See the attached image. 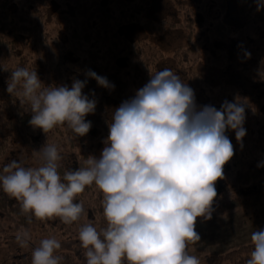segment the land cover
<instances>
[{
    "label": "trees",
    "instance_id": "16d2710c",
    "mask_svg": "<svg viewBox=\"0 0 264 264\" xmlns=\"http://www.w3.org/2000/svg\"><path fill=\"white\" fill-rule=\"evenodd\" d=\"M155 1L0 0V170L18 141L36 167L41 163L38 150L44 144L70 154L74 159L71 164L60 161L61 176L66 170L85 166L89 156L98 158L97 150L109 134L111 113L134 97L151 74L162 70L159 66L164 60L171 58L175 67L170 69L194 90L197 106L210 104L219 109L225 100L245 105L247 134L242 147L237 141L232 143L235 154L224 166V178L216 182L213 212L222 214L234 208L247 212L264 203V167H257L264 161V74L248 65L264 61V19L256 20L257 13L264 12V7L257 10L264 0H234L243 18L239 27L226 20L232 0H163L173 9L165 16L166 24L156 23L152 16L143 18ZM127 24H137L149 32L180 27L184 41L168 55L149 38L124 33L122 27ZM236 61L252 79L249 88L225 80L212 84L197 68L201 64L224 69ZM18 67L36 70L46 85L69 87L73 78L84 80V71L91 69L107 77L115 88L105 89L88 80L83 91L89 95L94 92L97 105L94 114L86 117L92 123L86 136L78 137L67 126H57L45 134L29 125L28 105L6 91L7 80ZM102 196L95 185L86 187L75 201L83 203L86 215L72 224L59 218L40 221L34 217L29 223L20 203L0 188V227L8 225L13 233L38 229L77 237L85 223H92L97 230L106 227ZM253 248L250 241L220 254H207L205 259L207 264H245ZM55 255L63 258L61 264H86L84 255L78 257L70 250ZM26 260L31 264V253Z\"/></svg>",
    "mask_w": 264,
    "mask_h": 264
},
{
    "label": "clouds",
    "instance_id": "9594fccd",
    "mask_svg": "<svg viewBox=\"0 0 264 264\" xmlns=\"http://www.w3.org/2000/svg\"><path fill=\"white\" fill-rule=\"evenodd\" d=\"M264 7L258 3L257 10ZM250 56V53H247ZM84 80L46 85L36 70L16 68L6 91L29 107L33 129L48 133L67 126L78 137L86 136L97 100L85 94L88 80L114 90L107 77L88 69ZM245 105L225 100L219 109L197 106L194 90L170 68L150 75L135 96L117 107L108 124L109 134L100 156L87 157L85 166L59 168L63 157L57 146L44 144L40 165L26 167L12 160L0 170V188L20 203L21 212L45 221L59 218L72 224L86 215L75 202L86 187L103 194L101 205L106 227L85 223L79 229V247L86 264H200L187 251L201 237L198 218L211 220L217 198L216 182L235 151L226 134L231 130L242 145ZM257 167H264V161ZM22 248L30 246L27 230L17 233ZM254 246L245 264H264V228L251 234ZM62 245L44 238L32 250L31 264H61L55 253Z\"/></svg>",
    "mask_w": 264,
    "mask_h": 264
},
{
    "label": "rangeland",
    "instance_id": "374dc122",
    "mask_svg": "<svg viewBox=\"0 0 264 264\" xmlns=\"http://www.w3.org/2000/svg\"><path fill=\"white\" fill-rule=\"evenodd\" d=\"M173 10L167 1L156 0L151 9L147 10L143 15V18L152 16L156 23L163 22L166 18V14ZM264 19V12L257 13L256 20L261 21ZM226 20L232 26L239 27L242 24L243 18L237 13L236 1L232 0L226 13ZM166 21V20H165ZM122 31L132 38L147 37L156 43L161 49H163L168 55L173 48L184 41V31L182 28L177 30H167L149 32L145 28L137 24H127L122 27ZM48 57H51V53H48ZM236 61L227 68L220 69L211 66L198 65L197 68L202 72L203 77L207 82L217 84L222 80L228 83L240 84L246 88L252 85V79L243 72L238 66L240 62ZM249 66L256 72L264 74V61L261 62H249ZM175 62L168 58L159 66L162 70L164 68H174ZM112 118V113H111ZM244 127L246 128L245 124ZM232 143L236 142L234 131L229 130L226 133ZM17 147L11 151L4 159L8 164L12 160L21 162L26 167H36L35 162L31 161V155L26 151L20 141L16 143ZM105 145L100 146L97 150V154L100 155ZM64 162L71 164L73 157L68 153H61ZM264 228V203L258 206L250 208L247 212H244L241 208H234L219 214L213 212L211 220H203L198 218L196 224V230L199 233L201 239L195 243H189L187 251L190 255L196 256L200 260V264H207L205 256L207 254H220L228 251L229 249L238 247L243 243L251 241V234ZM20 232V231H19ZM31 236L30 246L22 248L16 241L17 233L10 231L8 225L0 227V264L6 262H14L17 264H28L26 257L32 250L39 245V242L44 238L55 237L61 242V249L56 253L63 250H70L74 252L78 257L83 256V249L79 247V239L76 237L57 236L52 234H46L38 229L28 230ZM55 253V254H56Z\"/></svg>",
    "mask_w": 264,
    "mask_h": 264
}]
</instances>
